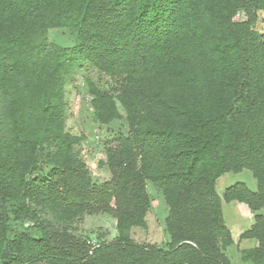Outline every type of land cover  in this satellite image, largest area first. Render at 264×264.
<instances>
[{
  "label": "trees",
  "instance_id": "obj_1",
  "mask_svg": "<svg viewBox=\"0 0 264 264\" xmlns=\"http://www.w3.org/2000/svg\"><path fill=\"white\" fill-rule=\"evenodd\" d=\"M264 0H0V264H232L224 202L245 203L255 223L242 252L264 264ZM67 28L75 48L48 43ZM97 120L126 111L128 132L106 149L111 179L96 182L66 127L64 86L77 65ZM245 93V95H243ZM51 171L29 177L45 146ZM248 169L223 195L218 179ZM169 206L168 249L139 245L147 228V182ZM108 214L119 236L91 250L39 218ZM37 214V215H36ZM13 223L28 231L15 232Z\"/></svg>",
  "mask_w": 264,
  "mask_h": 264
},
{
  "label": "rangeland",
  "instance_id": "obj_2",
  "mask_svg": "<svg viewBox=\"0 0 264 264\" xmlns=\"http://www.w3.org/2000/svg\"><path fill=\"white\" fill-rule=\"evenodd\" d=\"M255 29L264 33V12L260 14ZM47 35L50 45L75 48L74 38L71 35V31L67 28H50ZM88 80L99 82L101 79L97 69L87 64H78L73 74L66 78L64 86L67 110L66 127L72 134L78 137L77 152L84 158L92 178L96 182H103L111 179L112 176L109 168L104 163L106 149L108 146L114 144V139L117 136L127 133L129 127L126 120V111L119 103V109L123 115L122 118L108 124H102L97 120L93 105L94 97L90 92ZM3 109L4 106L0 105V118L3 117ZM52 149L53 146L48 145L43 148L40 153L42 156L38 167L31 172L29 177H46L50 173L51 165L48 163V154ZM238 182L245 183L251 190H257L258 188L257 180L252 171L245 169L240 173L230 172L221 176L218 180L217 190L220 195H223L228 187ZM147 195V228L141 226L134 227L131 231V238L139 245L151 244L162 249H168V243L170 242V234L167 230L169 206L166 203L163 192L150 181L147 182ZM223 209L227 225L233 219L239 218V215L231 212V210L234 211L235 209L238 212L239 205L237 202H224ZM248 211L247 216L252 222L254 213L252 210ZM262 213L264 214V210ZM39 218L54 228L66 229L80 239L85 240L91 250L104 243L111 242L119 236L117 220L108 214L84 213L72 220L61 221L51 212L43 209L39 210ZM24 231L29 232L27 225L13 223L10 236L13 238L15 232ZM243 233L232 232L234 243L225 249V253L230 258L232 264H246L242 259V252L246 249L254 248L251 243H246V238L241 237ZM248 240L252 239L248 238Z\"/></svg>",
  "mask_w": 264,
  "mask_h": 264
},
{
  "label": "crops",
  "instance_id": "obj_3",
  "mask_svg": "<svg viewBox=\"0 0 264 264\" xmlns=\"http://www.w3.org/2000/svg\"><path fill=\"white\" fill-rule=\"evenodd\" d=\"M217 185H218V181H217ZM235 202H237L239 205V209L237 210L238 212H236V209L234 211L231 210V212L235 213L236 215H239V218L233 219V221L228 226L232 230L233 233L238 232L241 234L244 231L249 230L251 226L255 223V213L253 212L254 213L253 221L251 222L249 220L250 218L247 216V214L249 213L248 210H251L248 207V205L245 203H240L238 201H235ZM243 228H246V229H243ZM245 240H246V243H249V244L251 243L253 247H256L258 245V241L256 239L248 240V238H246Z\"/></svg>",
  "mask_w": 264,
  "mask_h": 264
}]
</instances>
